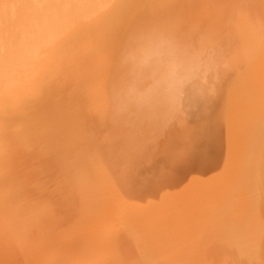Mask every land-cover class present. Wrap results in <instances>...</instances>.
Returning a JSON list of instances; mask_svg holds the SVG:
<instances>
[{
  "label": "bare ground",
  "instance_id": "bare-ground-1",
  "mask_svg": "<svg viewBox=\"0 0 264 264\" xmlns=\"http://www.w3.org/2000/svg\"><path fill=\"white\" fill-rule=\"evenodd\" d=\"M0 264H264V0H0Z\"/></svg>",
  "mask_w": 264,
  "mask_h": 264
},
{
  "label": "clouds",
  "instance_id": "clouds-1",
  "mask_svg": "<svg viewBox=\"0 0 264 264\" xmlns=\"http://www.w3.org/2000/svg\"><path fill=\"white\" fill-rule=\"evenodd\" d=\"M128 61L140 69L149 68V75L144 77L151 83L144 91H138L137 83L134 82L130 89L136 105L142 109H151L161 103L179 104L182 98V87L187 81L180 77L174 64L166 67L159 65L151 67L153 57L151 55L138 56L131 52L127 57ZM142 83L143 81H139Z\"/></svg>",
  "mask_w": 264,
  "mask_h": 264
},
{
  "label": "rangeland",
  "instance_id": "rangeland-1",
  "mask_svg": "<svg viewBox=\"0 0 264 264\" xmlns=\"http://www.w3.org/2000/svg\"><path fill=\"white\" fill-rule=\"evenodd\" d=\"M137 231H135V232H133V234L132 235H134V236H142V237H145V233H144V231L143 230H138V233H136ZM139 234V235H138ZM126 235V234H125ZM125 239V238H124ZM147 239L145 238V241H146ZM129 241H132V242H134L132 239H130ZM147 242V241H146Z\"/></svg>",
  "mask_w": 264,
  "mask_h": 264
}]
</instances>
